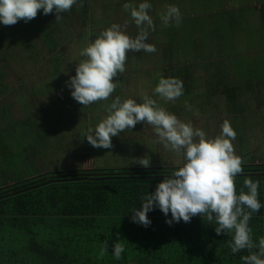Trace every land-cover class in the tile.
<instances>
[{"label": "crops", "instance_id": "1", "mask_svg": "<svg viewBox=\"0 0 264 264\" xmlns=\"http://www.w3.org/2000/svg\"><path fill=\"white\" fill-rule=\"evenodd\" d=\"M82 2L83 7H81V0H77L70 11L61 13L59 21H56L55 11L48 15L40 13L28 21L27 23L31 24L30 29L35 30V34L28 37L27 41L23 37L24 42L21 45L24 43V48H19L20 52L17 53L28 54V49L34 47L33 57L38 59L37 39L45 45L46 53L53 50L56 43L54 38L58 41L70 39L68 48L71 51L79 49L75 52V56L82 59L79 56L80 49L86 43L94 41L113 23L123 26L127 22V34L133 38L138 34L130 14L124 11L122 5L132 3L138 6L145 0H82ZM147 2L152 5L149 15L154 21L155 31H149L146 43L155 45L156 51L127 54L126 70L118 74L116 78L118 87L109 100L93 103L87 107L79 104L71 96L72 89L66 84L70 77L75 75L76 66L71 65V68H66L62 62L52 61L51 64L45 63L48 74L39 80H32L31 89H26L19 94L21 106L17 109L16 104L14 108L21 114L20 118L10 120L8 117L12 116L10 114L12 109L9 112L8 106L5 110L2 108L4 111H0L2 114L0 128L6 123L4 118L6 121L9 119L10 125L14 124V126L8 128L7 134L0 135V155L1 152L5 155L3 159L0 156V172L5 169L7 155L11 156L14 150L18 151H16L17 156L24 159L21 166L25 170L30 167L34 172L26 179L51 172L46 169L48 163L53 164L52 161H57L61 157L67 159L81 156L94 169L92 163L98 160L95 158L103 157L108 150L106 149L102 155L99 154L98 148L91 146L85 138L89 129L99 123H94V118L105 117L106 105L110 104L116 96L121 99L126 98L124 92L130 87L141 90L140 94L132 95L138 102H141L143 94L158 99L153 90L162 77H174L183 82V95L175 103L158 100L160 106L168 112L177 116L178 107H185V102L188 106H192L199 101L201 108L198 118L200 114L206 115V112L210 111V106H214L211 101L216 96L214 92L211 95L209 82L213 77H217L219 87L223 89L227 87L225 95L228 101H226L227 104L222 101L219 103V100L214 103L217 104L218 110L222 109V112L225 106H229V110L226 117L220 116V119H215L216 123L221 125L224 120H229L234 128L239 122L246 132L245 136L252 137L262 132L259 131L257 123L252 121V116H244L254 109L253 106L258 107L257 104H264L258 97V102L250 100V103H247L252 98V90L249 91L255 86L252 83L257 84L255 92L258 96L264 93L262 89L264 88V52H260L264 47L258 46L264 45V21H259V18H264V10L257 12L254 9L253 6L258 1L254 3L253 0H147ZM166 5H175L179 8L182 19L178 27H165L162 24L161 15ZM225 6H227L226 9ZM36 21H39L38 26L34 25ZM46 32H48L47 40H43V37L39 35ZM17 53L15 51L9 55L0 53V57L4 59L8 57L11 65L15 64L14 67L21 70L28 69L30 72L34 65L25 66V60L28 62L30 57L27 55L20 59ZM2 68L1 64L0 78ZM63 69L66 70L63 71ZM247 87L250 88L246 92ZM0 91V95L5 92L1 85ZM228 95L234 98L231 100ZM5 101H3L4 104ZM194 109H196L195 106ZM82 119L86 121V132L85 127L80 124ZM63 123L69 128H61ZM143 125L142 122L137 123L133 129L112 137L113 145L120 144L121 151L129 152L128 159L144 157L148 155V152L156 157L161 156L160 152L155 150L156 148H151L152 145L146 146L145 140L153 137L150 135L151 128L145 129L147 127L144 128ZM218 125L216 126L217 135L221 130ZM151 134L154 135L153 132ZM155 140L154 135L153 147ZM2 141L3 145H1ZM24 141H26L25 147H23ZM165 154L171 156V152L167 149ZM166 158L169 161L171 159V157ZM31 163L38 168L34 169ZM158 167L172 166H160L153 163L148 168ZM62 168L63 166L59 169L63 170ZM73 168L70 167V170ZM52 170L57 169L53 167ZM8 182L13 184L15 181ZM3 187L6 186L3 185ZM205 224L208 226L207 222ZM172 226L178 229L171 230V234L179 238L165 243L144 244L146 248L142 247L133 252L137 262L129 264H244L241 257L249 254L247 249L235 254L231 252V234L222 233L221 238L217 234L216 237L206 234V240L197 243L187 235L184 222H173L169 227ZM249 227L252 235L255 232L252 227V218L249 221ZM213 232L216 233L215 230ZM261 234L264 237V222ZM181 235L186 238L181 239ZM93 245L97 246L96 243ZM252 251L258 252V247Z\"/></svg>", "mask_w": 264, "mask_h": 264}, {"label": "clouds", "instance_id": "2", "mask_svg": "<svg viewBox=\"0 0 264 264\" xmlns=\"http://www.w3.org/2000/svg\"><path fill=\"white\" fill-rule=\"evenodd\" d=\"M76 3L77 0H0V23L14 25L19 20L28 22L41 9L45 15L55 11L56 21H59L60 14L70 11ZM122 7L130 14L138 34L134 38L127 34V22L123 26L111 24L94 41L80 49L82 59L76 63L75 75L66 82L72 89L71 96L84 107L109 100L118 87V74L126 70L129 52L156 51L155 45L146 43L149 31H155L154 21L149 15L152 5L145 0L138 6L124 3ZM181 19L177 6H165L161 15L165 27H178ZM153 92L158 99L143 94L139 103L132 98L122 100L116 96L106 105L105 118L85 134L87 142L94 148L111 149L112 137L142 122L151 128L156 143L181 158L182 166L174 170L171 177H164L154 192L141 198L142 208L132 209V222L145 227L150 225L147 213L154 207L165 216L171 213V219L166 220L169 225L181 220L187 223L193 216L200 215L215 224L217 235L231 234L233 254L248 250L249 254L241 257L244 264H264V237L256 245L249 227L252 215L262 207L258 199L260 182L245 178L243 187L237 193L235 180L237 174L243 172V161L235 154L232 141L236 132L230 122L224 120L220 133L209 138L203 129L195 127L191 121L180 120L158 103V100L175 103L184 92L181 80L162 77ZM185 107H189L187 102ZM150 163L148 155L128 161V164H139L144 168H148ZM116 235L119 238V234ZM257 247L258 252H253L252 249ZM107 251L108 244L105 242L99 256L102 258ZM124 251L123 244L114 243L112 253L115 259L119 260Z\"/></svg>", "mask_w": 264, "mask_h": 264}, {"label": "trees", "instance_id": "3", "mask_svg": "<svg viewBox=\"0 0 264 264\" xmlns=\"http://www.w3.org/2000/svg\"><path fill=\"white\" fill-rule=\"evenodd\" d=\"M40 13H43L42 9L37 15ZM38 23L36 21L34 25L38 26ZM30 27L31 24L24 20L0 27V53L9 55L17 47L24 48V43L21 45L23 37L29 31H35ZM242 168L243 172L237 174L235 180L237 193L245 178L260 182L258 199L262 207L252 215L255 229L252 239L258 244L264 222V164L243 165ZM176 169L178 167L96 168L50 172L0 187V264L137 262L133 252L146 248L144 244L179 238L171 234V230L178 227H169L166 223L171 219L170 212L165 216L154 207L147 213L151 221L147 227L131 220L132 209L142 208L141 198L154 192L158 183L164 177H171ZM184 224L187 235L197 243L206 240V234L216 237L215 224L200 215ZM50 236L53 241L48 243L46 240ZM16 238L19 243L13 242ZM105 242L108 251L101 258L99 253ZM114 243H121L125 248L119 260L112 253Z\"/></svg>", "mask_w": 264, "mask_h": 264}, {"label": "rangeland", "instance_id": "4", "mask_svg": "<svg viewBox=\"0 0 264 264\" xmlns=\"http://www.w3.org/2000/svg\"><path fill=\"white\" fill-rule=\"evenodd\" d=\"M254 9L257 10V12L264 10V1L262 0H258V2L256 4H254ZM225 9L227 8V6L224 7ZM259 21H264L263 19L259 18ZM7 25H3L2 23H0V27L4 28ZM6 33V32H3ZM35 32L34 31H29L25 36H24V40H28V37H31L32 35H34ZM39 36L43 37V40H47L48 37V32L46 33H40ZM72 36V35H71ZM70 36V37H71ZM53 38V37H52ZM23 40V39H22ZM23 40V42H24ZM38 40V49L37 53H39V58L35 59L33 57V54L35 53V48L31 47L28 49V54H21V53H17L20 52L19 48L21 47H17L16 49H14L13 51H15V53H17L16 55L18 57L23 58L24 56H29L30 59L28 62H26L25 60V66H31L34 65L33 69L29 72L28 69L26 70H21L19 68L14 67L15 64H10V58H1L0 57V65H3L2 68V73H1V78H0V85L4 88L5 92L4 94L0 95V101L2 102V104L0 105V111H4L6 109V107L8 106L9 112H12L10 114H12V116L9 115V119L13 120V118H20L21 114L18 113L17 109L19 108V106H21L20 102H19V94L26 90V89H31L32 87V80H39L41 77L45 76L48 74V71L45 67V63H52V61L55 62H62V64L66 65V68H71V65H75L76 63H79L78 61H80L79 58H77L75 56V52H77L79 49H77L76 51H71L70 48H68V44L70 39H67L65 41H58L56 38H54L55 40V46L53 47V50L51 52L46 53L45 52V45L41 42H39ZM2 41V39H0V42ZM15 41H12V44H15ZM260 52H264V49L261 50ZM22 66V67H25ZM74 66V67H75ZM48 67V66H47ZM62 68V67H61ZM50 69V67H49ZM66 69H63V71ZM56 78H54L55 80ZM208 83V81H206ZM252 82H255V80H252ZM219 82L217 77H213V79H211V81L209 82V87L210 90L212 91L211 95L216 94V96H214L212 104H214V106H210V111L206 112V115L200 114V117L198 118V115L200 113V108H201V104L198 101V104H194L192 106L189 107H178L177 110V117L185 122L191 121L193 123V125L195 127H199L201 129H203L207 136L209 138L215 137L217 135V130H216V126L218 125L216 122V120L220 119V116H225L227 114V111L229 110V106H225L223 110V112L221 111L222 109L218 110L217 104L215 105V101L219 100V103L228 101L227 96L225 95V92L227 91V87L220 88L219 87ZM253 85H255L254 87L250 88L247 87L246 88V92L249 89V91L252 90V102L256 101L258 102V98H261L264 102V93L259 94V96L256 94L255 90H256V85L252 83ZM35 87V86H33ZM264 89V88H262ZM189 91V90H188ZM1 92V91H0ZM133 93L136 94H140L141 90L140 89H136L134 87H130L128 89V91L124 92V95L126 96V98H132L137 100V98H133L132 95ZM188 94V93H187ZM231 100L234 98L232 95H228ZM247 98V96H246ZM5 101V104L3 103V101ZM123 100V99H122ZM138 102V100H137ZM247 102V101H246ZM139 103V102H138ZM232 103V102H231ZM248 104L250 103V99L247 102ZM17 104V106H16ZM233 104V103H232ZM14 106L17 107V109L14 108ZM194 106L196 107V109H194ZM258 107L253 106L254 109H251L250 111H248L246 114H244V116H252V121L257 123V127H259V131H262L259 135H244L245 130L244 128L239 125V122L236 124V126H232V128L234 129V131L236 132V138L235 140L232 141L233 145H234V150H235V154L238 155L243 163V165H263L264 164V104H257ZM4 108V110L2 109ZM198 112V115H195V113ZM174 114V113H173ZM176 115V114H175ZM2 116V114L0 113V117ZM105 117L102 118H94V123L100 122L102 119H104ZM198 118V119H197ZM2 119V118H0ZM7 120L4 118L5 120V124L2 125V128H0V135H4L7 134L8 128L11 126V128L14 126V124L10 125V120ZM216 119V120H215ZM202 120V121H201ZM229 121V120H228ZM201 123V125H199ZM208 123V124H207ZM81 126L85 127V132H86V121L85 120H81L80 121ZM144 128L145 129H149L145 123H144ZM220 125H218L219 127ZM61 128H66L68 129L69 126L65 125L64 123L61 125ZM83 134H85L84 132H82ZM152 133V130H151ZM153 138H148L145 140L146 146H151V148H156L155 150L157 152H160V157H156L153 155V153L148 152V156H150L151 158V162L155 163L156 165H160V166H182V160L179 156L174 155L173 153H171V159L170 161L167 160L166 157L170 158L169 155L165 154V148L162 144L159 143H154V147H153V141H154V135L151 134ZM26 138V137H25ZM253 138V141H252ZM2 140H4L2 138ZM25 142L24 141V146L25 147ZM16 143V142H14ZM86 144V142H84ZM3 145V141L2 144ZM113 145V144H112ZM147 147V148H149ZM122 146L120 144H115L113 145V147L111 149H108L106 154L101 157L98 156L95 159H98L95 163H92V167H94V169L96 168H101V167H111V168H143L142 166H140L139 164H133V165H129L128 164V158H129V152L127 151H121ZM146 148V149H147ZM21 149V148H20ZM23 149V148H22ZM105 150H103V148H98V153L99 154H103V152L105 153ZM17 151V150H16ZM16 151L14 150V153H12V155L10 156V154L7 155V160L5 162V169L2 170L0 172V183L3 187V185L5 186H9L11 184H8L10 180H14L15 182L18 180H25L27 178V176H32V173H34L32 171V168L27 167L26 170L21 166L24 163V159L17 156ZM18 152V151H17ZM1 158H4V154L1 152ZM162 156H166V157H162ZM143 157V156H142ZM31 158V157H30ZM29 158V159H30ZM137 158V157H136ZM141 158V157H140ZM28 159V161H29ZM26 161V160H25ZM53 164L48 163V167H46V169L50 170L51 172H53L54 170H52V168L54 167L55 170L54 172H71V171H79V170H87V169H93L91 168L90 164L86 163L85 160H83V158L81 156H79V158L77 157H72V158H67L66 157H61L59 158L57 161H52ZM150 163V164H153ZM32 164V163H31ZM96 164V165H94ZM33 165V164H32ZM31 165V166H32ZM63 166V170L59 169L60 167ZM70 167H74L73 169L70 170ZM33 168L36 169L38 167L33 165ZM109 169V168H106ZM42 173V172H41ZM50 173V172H49ZM19 182V181H18ZM53 241L52 237L50 236L46 242H51ZM13 242H17L19 243V240L16 238L14 239Z\"/></svg>", "mask_w": 264, "mask_h": 264}, {"label": "flooded vegetation", "instance_id": "5", "mask_svg": "<svg viewBox=\"0 0 264 264\" xmlns=\"http://www.w3.org/2000/svg\"><path fill=\"white\" fill-rule=\"evenodd\" d=\"M254 1V3H256L258 0H253ZM262 1H264V0H262ZM264 19V18H263ZM259 47H264V45H258ZM251 101H252V98L250 99Z\"/></svg>", "mask_w": 264, "mask_h": 264}]
</instances>
